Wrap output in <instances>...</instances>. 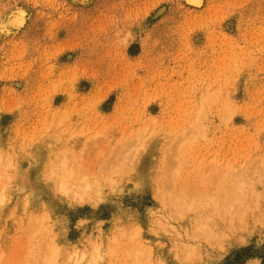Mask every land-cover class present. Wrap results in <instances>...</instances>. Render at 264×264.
<instances>
[{
	"label": "rangeland",
	"instance_id": "obj_1",
	"mask_svg": "<svg viewBox=\"0 0 264 264\" xmlns=\"http://www.w3.org/2000/svg\"><path fill=\"white\" fill-rule=\"evenodd\" d=\"M0 264H264V0H0Z\"/></svg>",
	"mask_w": 264,
	"mask_h": 264
},
{
	"label": "bare ground",
	"instance_id": "obj_2",
	"mask_svg": "<svg viewBox=\"0 0 264 264\" xmlns=\"http://www.w3.org/2000/svg\"><path fill=\"white\" fill-rule=\"evenodd\" d=\"M200 3H201V2H200ZM190 5H191V4H190ZM199 5H200V4H199ZM196 7H197V6H196ZM4 23H5V22H4ZM6 23H7V22H6ZM2 26H3V25H2ZM180 140H181V139H180ZM182 140H183V139H182ZM182 140H181V141H182ZM181 141H179V142H181ZM179 142H178V144H179ZM181 143H182V142H181ZM176 145H177V144H176ZM177 146H178V145H177ZM177 146H176V148H177ZM180 147H181V146H180ZM176 148H175V149H176ZM176 150L178 151V148H177ZM179 160H181V159H179ZM177 163H178V161H177ZM180 163H181V162H180ZM180 163H178V165H179ZM175 165H176V167H177V164H176V163H175ZM179 166H180V165H179ZM174 168H175V166H174ZM177 168H178V167H177ZM62 178H63V177H62ZM62 178H61V179H62ZM62 180H64V179H62ZM63 183H64V181L62 182V184H63Z\"/></svg>",
	"mask_w": 264,
	"mask_h": 264
},
{
	"label": "trees",
	"instance_id": "obj_3",
	"mask_svg": "<svg viewBox=\"0 0 264 264\" xmlns=\"http://www.w3.org/2000/svg\"><path fill=\"white\" fill-rule=\"evenodd\" d=\"M246 250H247V249H242V250L240 251V253H242V252H246ZM251 256H253V255H246L245 258H248V257H251Z\"/></svg>",
	"mask_w": 264,
	"mask_h": 264
}]
</instances>
